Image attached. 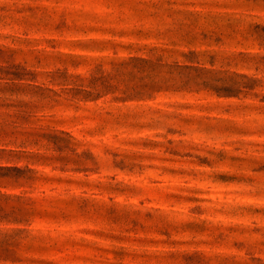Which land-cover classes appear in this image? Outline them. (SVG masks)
Wrapping results in <instances>:
<instances>
[{
    "label": "rangeland",
    "instance_id": "obj_1",
    "mask_svg": "<svg viewBox=\"0 0 264 264\" xmlns=\"http://www.w3.org/2000/svg\"><path fill=\"white\" fill-rule=\"evenodd\" d=\"M0 264H264V0H0Z\"/></svg>",
    "mask_w": 264,
    "mask_h": 264
}]
</instances>
